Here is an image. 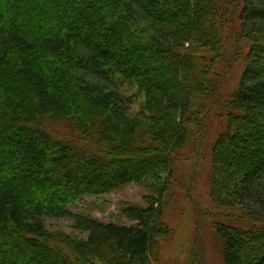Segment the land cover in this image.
Wrapping results in <instances>:
<instances>
[{
    "label": "trees",
    "instance_id": "obj_1",
    "mask_svg": "<svg viewBox=\"0 0 264 264\" xmlns=\"http://www.w3.org/2000/svg\"><path fill=\"white\" fill-rule=\"evenodd\" d=\"M229 25L250 46L220 110L209 215L224 264H264V0H0V264H153ZM115 83L134 84L139 110ZM133 184L155 194L124 209L130 226L71 211Z\"/></svg>",
    "mask_w": 264,
    "mask_h": 264
},
{
    "label": "rangeland",
    "instance_id": "obj_2",
    "mask_svg": "<svg viewBox=\"0 0 264 264\" xmlns=\"http://www.w3.org/2000/svg\"><path fill=\"white\" fill-rule=\"evenodd\" d=\"M230 26L225 28L224 50L215 79H212L213 111L207 118V127L201 133L203 136L201 135L199 148L192 152L193 159L188 164L190 167L186 163L182 166L180 178L174 184V193L170 192L172 197L170 194L169 197L166 196L167 206L163 219L168 232L158 239V251L153 264H224L220 251L222 243L215 234L216 219L214 215H209L210 211H217L208 194L211 151L215 137L224 125L220 118L221 106L239 83L250 46L249 41L240 35L239 27L234 25L235 29H230ZM114 81L117 82L116 78ZM115 84L126 98H130L128 112L139 110L143 98L137 95L134 84ZM54 124L47 125V129L57 138L71 134V126ZM70 137L74 138L72 135ZM154 194L147 185L133 184L101 195L84 196L71 207V211L99 221L130 226L134 222L125 215L124 209L135 205L146 208V198ZM47 225L55 234L78 239L87 236V233L74 228L71 218H50L47 219Z\"/></svg>",
    "mask_w": 264,
    "mask_h": 264
}]
</instances>
